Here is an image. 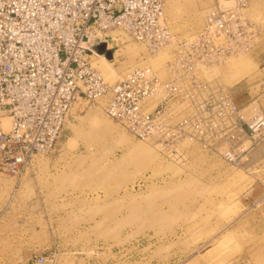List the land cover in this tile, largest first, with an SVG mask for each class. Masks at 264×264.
Returning a JSON list of instances; mask_svg holds the SVG:
<instances>
[{"label":"rangeland","instance_id":"1","mask_svg":"<svg viewBox=\"0 0 264 264\" xmlns=\"http://www.w3.org/2000/svg\"><path fill=\"white\" fill-rule=\"evenodd\" d=\"M215 3L167 0L165 21L191 36ZM247 13L264 28V0H251ZM106 35L93 61L108 82L141 65L168 77L172 44L150 54L122 30ZM256 73L248 53L202 77L234 91ZM107 101L79 98L53 152L18 174L0 169V264H264V170L230 165L196 143L169 157L111 118ZM1 119L7 130L10 117Z\"/></svg>","mask_w":264,"mask_h":264},{"label":"built area","instance_id":"2","mask_svg":"<svg viewBox=\"0 0 264 264\" xmlns=\"http://www.w3.org/2000/svg\"><path fill=\"white\" fill-rule=\"evenodd\" d=\"M166 1L0 0L2 171L18 174L53 152L74 102L105 96L111 118L169 157L196 143L230 165L244 164L264 139V111L254 103L239 106L228 89L202 74L258 42L260 27L247 13L251 0H216L191 36L176 35L166 23ZM117 29L150 54L172 44L168 77L141 65L108 82L93 62L100 56L95 36L107 40L106 32Z\"/></svg>","mask_w":264,"mask_h":264},{"label":"crops","instance_id":"3","mask_svg":"<svg viewBox=\"0 0 264 264\" xmlns=\"http://www.w3.org/2000/svg\"><path fill=\"white\" fill-rule=\"evenodd\" d=\"M249 53L257 65V76L250 80H240L241 86L239 85V87H235L236 90H229V92L239 106L254 103L264 111V28L260 29L258 42ZM243 165L252 171L258 168L264 170V139L246 156ZM196 261L194 259V264H197Z\"/></svg>","mask_w":264,"mask_h":264},{"label":"bare ground","instance_id":"4","mask_svg":"<svg viewBox=\"0 0 264 264\" xmlns=\"http://www.w3.org/2000/svg\"><path fill=\"white\" fill-rule=\"evenodd\" d=\"M177 7L176 4L172 3V2H169L167 3V9L169 10L170 13H173V10H175V8ZM209 9V8H208ZM207 9V10H208ZM206 10V12H207ZM206 15V14H205ZM205 22V21H204ZM116 38V37H115ZM101 57H103L104 55L103 54H100ZM94 62V61H93ZM95 63V62H94ZM5 128H8V125H10L9 121L8 120H5ZM4 125V124H3ZM10 127V126H9ZM32 161V160H31Z\"/></svg>","mask_w":264,"mask_h":264},{"label":"water","instance_id":"5","mask_svg":"<svg viewBox=\"0 0 264 264\" xmlns=\"http://www.w3.org/2000/svg\"><path fill=\"white\" fill-rule=\"evenodd\" d=\"M95 38L98 39V40H101V41H104V42H105V40H104V38L102 37L101 34H97V35L95 36ZM104 46H105L104 44H100L99 48H100L101 50H103V49H104ZM107 54H108V56H111V52H108Z\"/></svg>","mask_w":264,"mask_h":264}]
</instances>
